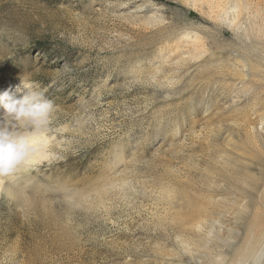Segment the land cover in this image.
<instances>
[{
	"label": "rangeland",
	"instance_id": "rangeland-1",
	"mask_svg": "<svg viewBox=\"0 0 264 264\" xmlns=\"http://www.w3.org/2000/svg\"><path fill=\"white\" fill-rule=\"evenodd\" d=\"M21 77L51 159L0 193V264H230L264 226V0H0Z\"/></svg>",
	"mask_w": 264,
	"mask_h": 264
},
{
	"label": "clouds",
	"instance_id": "clouds-1",
	"mask_svg": "<svg viewBox=\"0 0 264 264\" xmlns=\"http://www.w3.org/2000/svg\"><path fill=\"white\" fill-rule=\"evenodd\" d=\"M54 111L53 101L40 85L22 77L17 85L0 92V182L35 166L37 154L49 143ZM246 264H264V244Z\"/></svg>",
	"mask_w": 264,
	"mask_h": 264
},
{
	"label": "bare ground",
	"instance_id": "bare-ground-1",
	"mask_svg": "<svg viewBox=\"0 0 264 264\" xmlns=\"http://www.w3.org/2000/svg\"><path fill=\"white\" fill-rule=\"evenodd\" d=\"M182 60L183 59L181 58V62H182ZM51 142L52 141L49 138V143L44 147V149L40 153L37 154V157H36L37 162H36L35 166L31 170L21 172L18 175V177L21 176L18 183L16 182L17 180H14V179H12L14 182L11 183V185H9V186L4 185L5 181L0 182V193H2V192L5 193L8 198L13 199V200H17V202L27 201L28 199L24 195L25 194L24 188H26V187L22 186V184H24L25 186L30 184L31 179H30L29 174L31 173V171L38 168V166H40L43 162L49 161L51 159V153L49 151V148H51L50 147ZM228 167H225V168L223 167L222 170H220V171L212 172L211 175L212 176L217 175V176H220L221 178L223 177L224 178L223 180L227 181V182H229V180L236 179V175H237L236 173L237 172L234 169L230 168V169H227L226 172L224 171ZM227 172H229L230 174H228ZM209 188L211 189V191L209 193L215 194L218 192L217 190H215V188H212L211 186H209ZM256 222H257L256 220L250 221V223L246 227V231H245V234L243 236V239L240 241L241 244L239 245L237 251L234 252L232 259L230 261V264H246L249 256L252 254V252L258 246L264 244V226H262ZM185 231H179L181 233L182 242L184 243V245H186L187 247H190L191 245H196V247H197L199 245V243L196 244L194 240H191V237L186 235Z\"/></svg>",
	"mask_w": 264,
	"mask_h": 264
}]
</instances>
